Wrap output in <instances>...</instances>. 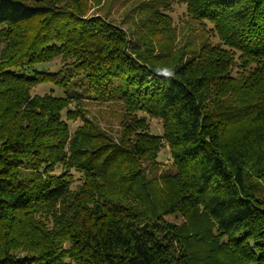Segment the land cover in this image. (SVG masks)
<instances>
[{
    "label": "trees",
    "instance_id": "16d2710c",
    "mask_svg": "<svg viewBox=\"0 0 264 264\" xmlns=\"http://www.w3.org/2000/svg\"><path fill=\"white\" fill-rule=\"evenodd\" d=\"M181 1L218 44L178 38L161 0L132 38L89 0H0V264H264V0ZM79 75L121 104L117 139L32 95Z\"/></svg>",
    "mask_w": 264,
    "mask_h": 264
},
{
    "label": "rangeland",
    "instance_id": "374dc122",
    "mask_svg": "<svg viewBox=\"0 0 264 264\" xmlns=\"http://www.w3.org/2000/svg\"><path fill=\"white\" fill-rule=\"evenodd\" d=\"M154 0H89V11L87 18L101 17L115 26L123 29L132 38L136 31L141 27V24L147 20L143 10L144 6L152 3ZM168 2V6L159 7V10L167 15L172 23L178 27L180 34L178 38L192 42V45L199 46L205 40H209L213 44H218L219 38L213 33V25L206 23V30L198 22L192 20L188 16L186 3L181 0H161ZM150 13V12H149ZM5 43L0 42V52L4 48ZM70 61L57 58L51 63L42 64L36 67L38 71L59 74L61 70L68 73ZM62 73L58 75L61 77ZM84 77L77 76L70 84L68 89L60 88L52 83H43L32 90V95L43 96L50 94L57 98H66L67 94L74 95L72 102L69 105V110H72V116H66L67 110L63 113V118L67 122L70 133L74 134L77 129L84 126L85 120H90L99 128L105 130L109 135L118 138L121 132L123 108L116 98H110L105 94V100L101 97L96 98L95 94L88 85L82 82ZM102 96V95H100ZM138 117H145L142 113L137 114ZM149 124V132L154 135L161 136L163 134V123L161 120L152 119L147 116ZM157 171L151 167V164H144L147 169L148 177L152 178L154 174L162 175L170 172L173 169V161L170 156V150L167 145L163 147L157 158ZM56 174L62 173V168L57 167ZM74 177L73 189L82 184L83 178L80 173L72 170ZM166 220L170 223L179 225L182 219L177 216L167 217Z\"/></svg>",
    "mask_w": 264,
    "mask_h": 264
}]
</instances>
